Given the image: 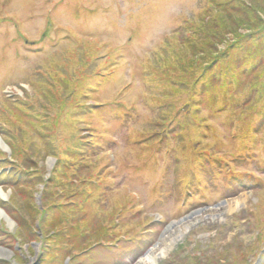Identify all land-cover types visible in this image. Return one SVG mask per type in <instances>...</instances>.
I'll return each instance as SVG.
<instances>
[{
    "label": "rangeland",
    "instance_id": "rangeland-1",
    "mask_svg": "<svg viewBox=\"0 0 264 264\" xmlns=\"http://www.w3.org/2000/svg\"><path fill=\"white\" fill-rule=\"evenodd\" d=\"M234 6L264 20V0H0V264H264V36L207 63Z\"/></svg>",
    "mask_w": 264,
    "mask_h": 264
},
{
    "label": "trees",
    "instance_id": "trees-1",
    "mask_svg": "<svg viewBox=\"0 0 264 264\" xmlns=\"http://www.w3.org/2000/svg\"><path fill=\"white\" fill-rule=\"evenodd\" d=\"M228 6H232V4L229 1H225L223 7H228ZM235 7V6H234ZM237 9V11L239 13H242L244 11L245 7H235ZM235 9V10H236ZM234 10V11H235ZM244 14V16H243ZM235 25H237L235 27ZM240 29L242 31H240ZM243 30L247 31L246 33H243ZM264 36V20L260 19L259 17H255L253 15V12L247 13V12H243L241 15V19L240 21L235 24V23H227L226 20L223 18V21H221V19L217 22V29L214 32H211L209 34L210 38H213V42H214V57H209V62H207L208 64H211L212 62H214L216 59H218L219 57H222L226 54V57L229 53L232 52H237V51H241L243 49V47L250 42H255L258 41ZM197 41H199V48L201 49L202 47H209L210 44H212L211 40H206V38L204 39H197ZM220 41H224L222 45L223 48L221 49H217V45ZM198 44H193L191 46V53L193 52L194 49H198ZM202 54L206 55V53H203V50L201 51ZM183 53L180 52L178 57V61L180 62L181 65H183L185 62V64L182 66V68L184 70H189L190 68L188 67V64L194 62V55H189L188 59H185V57L182 55ZM246 68V67H245ZM242 70V72L244 73V75L246 76V79L249 80L250 77L253 76L254 72H252V70L250 71H244V69ZM246 70V69H245ZM263 72H264V67H263ZM259 70H257V72L255 73H259ZM258 76V75H257ZM261 76V74L259 75V77ZM264 76V75H263ZM258 77V78H259ZM257 77L254 78V76L249 80H256ZM254 84V83H253ZM251 86V90L253 89V85ZM256 92V91H255ZM61 128H64L63 126H61ZM59 129L58 126H55V130L57 131ZM48 139V138H46ZM10 145L12 146V144L10 143ZM9 145L10 149L12 150V152L14 151L13 148H11V146ZM13 147V146H12ZM60 223H63V220L60 221ZM72 228V227H71ZM63 232L64 230L61 229ZM65 233V232H64ZM92 232H90L91 235ZM55 237L59 236V231L54 234ZM70 235V234H67ZM30 238L32 239V232L30 233ZM95 242H100L101 241V236L100 238L98 236H95L94 238ZM31 241V240H30ZM29 241V242H30ZM31 249V248H30ZM68 254V253H66Z\"/></svg>",
    "mask_w": 264,
    "mask_h": 264
},
{
    "label": "bare ground",
    "instance_id": "bare-ground-1",
    "mask_svg": "<svg viewBox=\"0 0 264 264\" xmlns=\"http://www.w3.org/2000/svg\"><path fill=\"white\" fill-rule=\"evenodd\" d=\"M0 146H2L1 145V143H0ZM2 194V192H1V189H0V195ZM3 214H2V212L0 211V218L1 217H3L2 216ZM8 221V220H7ZM8 223H10L9 221H8ZM156 250V248H154V249H152V250H150L143 258H141L136 264H153L154 263V259L156 258H154V254L152 255V253H154V251ZM4 252L3 251H1L0 250V257H2V256H4ZM40 263V262H39Z\"/></svg>",
    "mask_w": 264,
    "mask_h": 264
}]
</instances>
